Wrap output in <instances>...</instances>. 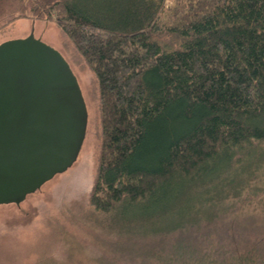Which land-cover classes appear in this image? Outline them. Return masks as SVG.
I'll return each mask as SVG.
<instances>
[{"label":"trees","instance_id":"16d2710c","mask_svg":"<svg viewBox=\"0 0 264 264\" xmlns=\"http://www.w3.org/2000/svg\"><path fill=\"white\" fill-rule=\"evenodd\" d=\"M20 18L97 79L100 223L154 238L148 264H264V227L204 197L264 147V0H0V30Z\"/></svg>","mask_w":264,"mask_h":264},{"label":"rangeland","instance_id":"374dc122","mask_svg":"<svg viewBox=\"0 0 264 264\" xmlns=\"http://www.w3.org/2000/svg\"><path fill=\"white\" fill-rule=\"evenodd\" d=\"M31 33L68 62L85 100L87 128L66 171L19 204H0V264H148L153 254L165 256L167 250L150 236L104 227L100 220L107 218L89 206L101 143L97 79L52 21L17 19L0 30V43ZM211 196L225 197L226 216L239 215L264 227V147L236 165L222 184L204 192L205 198Z\"/></svg>","mask_w":264,"mask_h":264},{"label":"water","instance_id":"95a60500","mask_svg":"<svg viewBox=\"0 0 264 264\" xmlns=\"http://www.w3.org/2000/svg\"><path fill=\"white\" fill-rule=\"evenodd\" d=\"M87 108L62 54L32 33L0 43V204H19L76 160Z\"/></svg>","mask_w":264,"mask_h":264}]
</instances>
